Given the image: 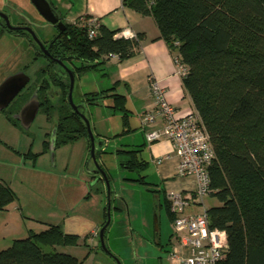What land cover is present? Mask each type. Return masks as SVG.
Returning <instances> with one entry per match:
<instances>
[{
	"label": "trees",
	"instance_id": "trees-1",
	"mask_svg": "<svg viewBox=\"0 0 264 264\" xmlns=\"http://www.w3.org/2000/svg\"><path fill=\"white\" fill-rule=\"evenodd\" d=\"M121 4L151 16L169 47L178 41L176 49L188 67L181 79L183 87L213 151L207 167L208 196L218 203L208 206L206 214L210 227L227 234L222 264H264V0H121ZM64 23L48 51L76 75L93 71L103 76L105 56L119 60L132 56L144 36H116V30L101 24L94 36H88L86 22ZM46 59L47 64L36 71L37 81L46 73L37 94L47 118L53 110L57 113L53 149L79 138L89 145L85 124L67 100L68 78ZM51 84L57 88V104L49 97ZM107 97L112 108L125 110L124 96L113 86L83 93L82 102L98 105ZM6 117L17 124L9 114ZM42 144L43 151L49 148V140ZM117 152L128 153L120 165L129 170H140L145 163L135 157L136 150ZM128 179L146 183L141 175ZM16 199L14 190L0 179V210ZM163 203L172 219L168 203ZM77 240V235L63 232L58 224H48L0 248V264H81L55 249Z\"/></svg>",
	"mask_w": 264,
	"mask_h": 264
},
{
	"label": "crops",
	"instance_id": "crops-1",
	"mask_svg": "<svg viewBox=\"0 0 264 264\" xmlns=\"http://www.w3.org/2000/svg\"><path fill=\"white\" fill-rule=\"evenodd\" d=\"M48 1L63 22H87L90 19H95L99 24L104 25L110 30L119 32L125 28H129L135 34L143 33L144 36L140 41L139 48L132 56L123 60H119L113 55L105 56L102 67L106 73L103 76L93 71L75 75L74 86L77 88L78 99L79 102H82L83 93L87 91L113 86L115 92L124 96L125 110L121 113V128L118 122H115V124L110 123L106 126H103V124L101 126L97 125L101 121L103 122L112 118L111 115L114 114L113 111L115 109L110 106L111 98L107 97L109 103H104V100H102L98 105H94L95 108H99L102 105L107 106V109H105L107 114L105 112L104 115L98 109L99 111H96L94 117L93 115L87 116L90 107L86 105L85 115L89 120L93 133L104 140V146L101 148L102 151H105L110 143L107 133L119 135L116 139H113L115 152L121 149L136 150L134 153L135 157L145 162L142 168L137 170L139 173L137 174L144 176V180L148 178V181L151 184L154 183V186H156V183H159L156 188H152L151 190L153 192L161 191L164 195V201L167 203V197L170 193L194 188L195 179L192 176H180L176 173L178 157L172 144L166 139L148 143L140 121L141 112L152 106V97L148 87L149 80L151 79L157 80L159 85L164 88L165 100L175 107L177 115H182L189 108H194L190 96L183 87L182 80L174 74L172 53L166 41L160 36L152 17L141 15L131 8L123 6L121 0ZM5 75L7 74H0V83ZM52 90L57 96V88L53 87ZM0 111L2 112V109ZM124 112L126 113L125 115ZM6 119L9 120L7 117ZM13 125L16 126V124ZM117 140L122 141L119 142L118 146ZM73 142L75 143H72V149L67 158L68 166L72 162H81L85 155L89 153L90 145H88L85 138H79ZM57 147L53 151H56ZM42 149L35 153H38V155L43 153ZM29 151L30 149L26 153ZM16 152L18 154L21 153L18 150ZM119 153L126 158L129 156L126 152ZM157 158H161L162 161L156 163L155 160ZM16 159L24 162L21 157L20 159L16 157ZM123 160L120 159V162ZM67 165L65 166L66 168ZM101 165L103 168H107V166ZM80 175L79 178L75 179L76 183H73L74 185L64 178L50 179L51 182L45 180V183L48 185L44 187L43 193L47 197L55 195L56 203L54 205L56 213L52 218L47 220L38 216H26L29 218V221L24 225L25 227H23L21 233L17 234L19 236H16V238L25 237L30 231H41L48 224H58L63 232L77 235L78 240L74 245L56 246L55 249L57 251L76 257L81 261V264L90 257L93 258V254H96L98 248H100L98 230L105 221L104 213L106 206L103 205L102 186L90 183L91 178L96 175H84L81 173ZM0 179L7 182L3 177H0ZM149 182L146 181V183ZM7 184L10 186L9 182ZM16 197V200L9 203L4 210L0 211L8 213L16 212L15 209L20 207L15 202L18 201L17 193ZM207 207L203 199V205L196 204L189 206L185 212L198 213ZM168 242L170 247L175 243L171 237ZM9 243L4 242L0 248L7 246ZM169 250H167L168 262L170 261L168 257ZM170 264L175 263H171L170 261Z\"/></svg>",
	"mask_w": 264,
	"mask_h": 264
},
{
	"label": "rangeland",
	"instance_id": "rangeland-1",
	"mask_svg": "<svg viewBox=\"0 0 264 264\" xmlns=\"http://www.w3.org/2000/svg\"><path fill=\"white\" fill-rule=\"evenodd\" d=\"M0 9L10 14L12 22L26 17L30 20L34 34L43 40L50 39L56 32V28L39 16L28 0H0ZM33 56L34 49L28 39L5 34L0 40V74H7L4 77L6 78L22 70L26 65L24 70L30 78L28 84L32 83L36 70L46 61L42 56L35 59ZM53 87L54 85L51 84L48 89L49 97L52 103L57 104L58 98L53 93ZM72 99L74 103H79L75 86ZM103 100L104 103H109L107 98ZM17 104L18 102L16 104L11 102L4 111H0V177L5 178L18 194V201L15 202L20 205L15 209L16 212L0 211V246L19 236L17 234L21 233L24 225L29 221L26 216H38L45 220L54 216L56 197L55 195L47 197L43 193L44 187L48 185L45 180L64 178L73 184L76 183L75 179L81 176L80 173L92 175L87 168L94 167L92 161L87 165L88 154L81 162H72L69 166L67 165L71 145L75 142L61 144L56 151H50L48 148L38 156H33L35 152L42 149L43 140L50 141L57 113L53 110L51 117L47 118L41 106H38L31 122L25 124L23 118L17 117L11 110ZM24 104L22 103L21 107ZM89 107L87 114L89 117L92 115L94 117L98 109L104 115L107 109L105 105L99 108H95L94 105ZM113 112L111 119L101 121L97 125L106 126L118 122L121 128L123 111ZM6 113L14 117L16 126L6 119ZM107 135L110 140L109 146L97 155V160L108 168L104 166L108 174L110 191L108 197L110 222L105 233V244L109 253L98 248L97 253L93 254L95 258L90 257L82 264H118L116 259L120 264H170L167 260V250L170 249L168 241L173 233L172 219L165 209L163 193L151 190L159 183L154 186L148 178L145 181L149 183L129 180L128 178L137 177L139 173L120 165V159L123 160L126 157L114 150L113 139L119 135L113 133H107ZM117 142L118 146L122 141L117 140ZM28 149H30L29 154H26ZM16 150L22 154H18ZM16 157L23 158L24 162H20ZM91 179V184L102 186L103 205L106 206L107 192L104 180L98 179L97 174ZM204 200L206 206L218 203L212 196H205Z\"/></svg>",
	"mask_w": 264,
	"mask_h": 264
},
{
	"label": "built area",
	"instance_id": "built-area-1",
	"mask_svg": "<svg viewBox=\"0 0 264 264\" xmlns=\"http://www.w3.org/2000/svg\"><path fill=\"white\" fill-rule=\"evenodd\" d=\"M88 36H94L99 23L95 19L86 22ZM116 36L135 37V33L125 28ZM173 42L172 53L174 74L180 79L187 74L188 67L182 62ZM152 106L140 114V121L148 143L160 139L168 140L178 157L176 173L180 176H192L195 186L192 189L175 191L167 197L172 217L175 241L168 251L171 263L175 264H222L227 250V234L224 229L212 228L203 208L198 213H186L189 206L203 205V199L209 194V176L207 167L213 157L208 134L194 108L177 115L175 107L164 97V88L157 80H149ZM161 158L155 160L160 163Z\"/></svg>",
	"mask_w": 264,
	"mask_h": 264
},
{
	"label": "water",
	"instance_id": "water-1",
	"mask_svg": "<svg viewBox=\"0 0 264 264\" xmlns=\"http://www.w3.org/2000/svg\"><path fill=\"white\" fill-rule=\"evenodd\" d=\"M30 1L35 7V9L39 12V14L44 18V20L47 23L53 25L57 29L58 33L64 30L65 23L61 19H59L58 14L55 13L53 7L51 6L48 0H30ZM7 24H8V28L12 30H18L19 28H22V27L11 26L8 20H7ZM28 29L31 32L35 41L37 42L38 46L42 50V52L45 55H47V57L56 64V71L59 73V75L62 77L68 78V81H69L68 92H67L68 103L73 110L78 112L79 116L81 117V119L83 120L85 124L87 136L89 139V145H90L88 158H87V165L89 164L90 161H92L94 165L93 168H87V169L90 173L94 175L97 174L98 179L99 178L103 179L106 185V192H107L106 218L98 230V239H99L100 248L104 250L105 252L109 253L106 247L105 238H104V231L110 222L109 200H108L109 193H110L109 179L105 172V169L101 167V163L98 162L97 155L95 153L96 150L101 149L104 146V140L100 137L95 136L91 130L89 120L85 115L86 104L84 102H79V103L73 102L72 92L74 88V80H75V75H76L75 72L70 67H68L61 59L53 58L50 55L48 51V47L50 46L51 42L48 43V47H44V44L36 37L33 30L30 27H28ZM28 80H29V77L23 71H18L14 74L7 76L6 78H4V80L1 81L0 83V110L5 108L8 105V103L16 96V94L25 86ZM34 98H35V105L31 113L28 116L24 118L19 114L21 110L23 111V108L29 103V100L18 111L17 117L23 118V122L25 124H29L31 122L34 114L36 113L38 109L39 104L37 101V96ZM54 135H55V127L53 128V131L51 133V138L49 141L50 151H53ZM116 262L120 264L118 259H116Z\"/></svg>",
	"mask_w": 264,
	"mask_h": 264
},
{
	"label": "flooded vegetation",
	"instance_id": "flooded-vegetation-1",
	"mask_svg": "<svg viewBox=\"0 0 264 264\" xmlns=\"http://www.w3.org/2000/svg\"><path fill=\"white\" fill-rule=\"evenodd\" d=\"M28 2L33 6V4L31 3L30 0H28ZM33 8L35 9L34 6H33ZM35 11H36V13H38V15L41 18H43L36 9H35ZM0 12H1V14H0V40H1L2 37L5 36V34L16 35L18 37L20 36V37H24V38L28 39V41L30 42V44L32 45V47L34 49L33 58L35 59V58H37L39 56H42L46 60L45 63L42 66H40L38 69H41L43 66H45L47 64V59H46L47 55H45L42 52V50L40 49V47L38 46L37 42L35 41V39L33 38L32 34H31V32L28 29V27L31 28L30 20H27L26 17H23V20H16V21L12 22L11 19H10V14L8 12H5L3 9H0ZM59 19H60V16H59ZM7 20L10 23L11 26L22 27V28H19L18 30H12V29L8 28ZM56 34H58L57 29H56L55 34L50 39L43 40L42 38L37 37V35H36V37L44 44V47H48V43L50 42V40H52L54 38V36ZM37 53H39V54H37ZM25 66L26 65H24L22 70H20V71H23L25 73V70H24ZM38 69L36 71H38ZM44 76H46V73L42 75V77H44ZM42 77L40 78V80L37 81L36 80V73H35L34 81L32 83L28 84L29 81H30V78H29V80L25 84V86L8 103V105H9L11 102H13L14 104H16V102H18V104L15 106V108L12 109L13 112L17 113L20 110L22 103H26L29 100V103L23 108V111L21 110V112L19 114V115H21L22 117L25 118L26 116H28L31 113V111H32V109H33V107L35 105V98L34 97L37 96V101H38V104H39V99H38V94L37 93H38V88L40 86L39 85L40 81H41V79H43ZM25 95H27V96L24 97ZM7 106L5 108H7ZM5 108H3L2 111H4Z\"/></svg>",
	"mask_w": 264,
	"mask_h": 264
}]
</instances>
